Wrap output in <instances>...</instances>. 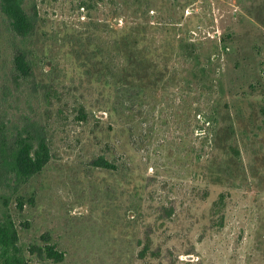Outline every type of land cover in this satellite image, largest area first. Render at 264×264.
I'll return each instance as SVG.
<instances>
[{
  "label": "rangeland",
  "instance_id": "rangeland-1",
  "mask_svg": "<svg viewBox=\"0 0 264 264\" xmlns=\"http://www.w3.org/2000/svg\"><path fill=\"white\" fill-rule=\"evenodd\" d=\"M36 2L39 33L26 43L0 13V130L46 136L52 158L25 184L1 180L0 217L28 255L44 237L65 258L29 263L264 264V0ZM140 18L149 56L129 66L143 96L133 108L71 47L94 61L96 44ZM22 46L34 72L14 82ZM98 157L117 169L93 167ZM151 212L166 226L150 230ZM150 231L161 259L139 260Z\"/></svg>",
  "mask_w": 264,
  "mask_h": 264
},
{
  "label": "trees",
  "instance_id": "trees-1",
  "mask_svg": "<svg viewBox=\"0 0 264 264\" xmlns=\"http://www.w3.org/2000/svg\"><path fill=\"white\" fill-rule=\"evenodd\" d=\"M0 13L8 23L11 34L21 43L33 40L34 35L38 32L40 21L36 0H0ZM132 24L135 26L130 27V24H126L124 28H117L109 42L96 44V47L94 46L92 49L94 61L89 56H83L84 53H79L78 46L72 45L71 49L77 55L76 60L84 64L85 67L82 65L83 67L80 68L81 70L85 68L91 81L99 82L98 79L101 78L100 82L103 87L111 88L115 84L116 88L125 90L131 98L128 102L130 105L132 103L134 108L137 101L142 104L143 96L140 90L137 93H134V90L132 92L133 84L126 83V76H129L127 73L130 70V65L137 64L140 69L144 66L149 55L144 46L148 40L147 20L142 19L132 22ZM221 48L228 50L229 47L224 43ZM194 55L188 56L193 58ZM33 62V53L28 48L18 47L13 56V81L28 80L34 72ZM110 80L116 81L113 84ZM51 90L52 92L47 94L48 99L56 97L57 92L54 87L51 86ZM77 115L79 120L87 121L89 112L86 106L78 105ZM51 158L50 143L46 136L34 137L31 132L24 131L10 139L9 135L0 130V182L5 179L13 180L18 185L25 184L41 173ZM92 166L106 170L117 169L112 162L104 157L95 159ZM19 205L22 207L23 203L19 201ZM151 216L155 219L154 223L148 226L150 230L158 226V223L162 227L166 226V222L159 219L156 212H151ZM152 233L150 231L146 236L137 240V245L140 248L136 256L137 259L150 261L161 259L163 247L157 245ZM42 239L44 244L29 247V255L55 263L63 262L64 253L50 245L48 239L44 237ZM29 255L20 245L18 229L12 217L4 214L0 217V264H30Z\"/></svg>",
  "mask_w": 264,
  "mask_h": 264
}]
</instances>
